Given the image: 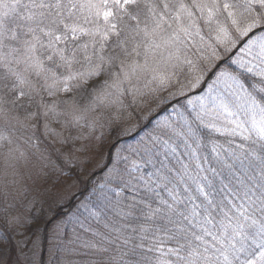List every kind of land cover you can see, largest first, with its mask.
Returning <instances> with one entry per match:
<instances>
[{"label": "trees", "instance_id": "obj_1", "mask_svg": "<svg viewBox=\"0 0 264 264\" xmlns=\"http://www.w3.org/2000/svg\"><path fill=\"white\" fill-rule=\"evenodd\" d=\"M262 24L264 0H0V203L5 180L29 181L10 191L24 204L0 205L17 208L0 260L23 264L62 209L56 187L82 191L120 139L47 229L42 264H264V31L146 126L167 87L147 89L141 71L156 47L165 79L191 80Z\"/></svg>", "mask_w": 264, "mask_h": 264}, {"label": "rangeland", "instance_id": "obj_2", "mask_svg": "<svg viewBox=\"0 0 264 264\" xmlns=\"http://www.w3.org/2000/svg\"><path fill=\"white\" fill-rule=\"evenodd\" d=\"M165 21V18H164V15L163 14H159L157 15V17H152L150 19H148L147 21V28L149 29V35H152V36H158V34L155 32V29H156V25L155 23H163ZM176 27V24H172L171 26H174ZM249 32V30L247 32H245L243 34L246 35L247 33ZM205 45L207 46V43L204 42ZM205 46V48H206ZM235 45L231 48L234 49ZM156 51H157V48L154 47L153 50L150 51V55H152L151 59H148L147 58V63H151V64H146V61H145V65L148 66V68L146 69V71L148 72H151V74H148V73H145L143 70H141L143 72L142 74V78L144 80H146V83H145V86L147 87V89L149 90H152V91H155L158 92V91H163L164 88H166V90L164 91V93L166 94H170V93H181L185 90V92H183V94H180L181 96L182 95H185L187 93H190L194 90H197L201 87L203 81L205 80L206 76L208 75V73L214 68L215 64L223 58V56H218L217 54L215 55V58L211 61V63L209 64L208 62L204 64V68L202 67L201 70H198V74L191 80H186V81H183V82H177V83H170L167 79H165V70H162L161 69V66H163V63L160 59H157L155 60V54H156ZM146 60V59H145ZM144 62V61H143ZM209 64V65H208ZM196 69L198 67H195ZM218 75L217 72L214 74V77ZM208 86V83L206 84L205 86V89L207 88ZM204 89V90H205ZM166 94L164 95L167 100H170L169 98H173L175 96H167L166 97ZM176 96H179L176 95ZM150 97V94L147 95V98ZM159 96H154V101L158 98ZM145 107V106H144ZM146 108V107H145ZM238 117L237 121L239 122H242L243 124H245L247 122V120H244L242 119V115H246L244 113V108L241 107V112H237L236 114ZM151 117V116H150ZM148 119L149 117H146L145 118V121L146 123H148ZM4 120H1L0 119V122H3ZM144 121V122H145ZM145 123V124H146ZM141 126V125H140ZM142 128V127H141ZM139 130V129H138ZM14 135H13V137ZM21 144H18V142L16 143V140L14 142H11L10 143V147L7 149V151L5 152L4 154V157H3V161L5 163H8V166H10V163H20V161L17 159V152L14 150L15 148H18V146H20ZM113 152V151H112ZM23 154V153H22ZM108 158H111L112 157V154H108ZM27 161V160H25ZM103 166V163L99 164V165H95L88 173H86L83 177H82V180H83V183L86 185L88 183V178L90 176V174ZM16 175H18V179H17V182H14V183H11L8 184L7 183V180L4 181V186L3 188L5 189V195L3 194V197L2 200L4 199V202L5 203H0V205H5V204H8V203H16L17 205H21V204H24V200L23 198H20V199H14V198H11L12 197V194L11 192H15L16 189L20 188V187H23V184H25V182H29L28 179H25L22 176V172H19L17 173ZM24 180H23V179ZM80 183L79 181H77L76 179L74 178H69V177H66L65 178V181H64V187L61 188V187H56V192L54 194L56 195H59L60 196V199H58V206H61L62 209H54L53 211H51L48 215V225H44L43 230L46 231L47 233V229H48V235L51 236L52 234L55 233L56 231V228L55 226L53 225L56 220L61 216L63 215L64 213H66L69 208L66 209V207H68L69 205V201L70 199H72V197H74V195H76L78 192H80L81 190L78 188L77 184ZM11 191V192H10ZM84 191V190H82ZM81 191V192H82ZM86 191V190H85ZM84 191V192H85ZM83 192V194H84ZM86 193V192H85ZM9 206V205H8ZM11 208H7V207H3V208H0V222H1V225L0 226V250H3L4 248L7 247L6 245V236H7V232L9 231V223L11 224L12 226V222H14V215L16 216L15 212L13 211L14 209H17L16 207L14 206H10ZM12 209V211H11ZM6 222H5V221ZM53 221V222H52ZM52 222L51 224V227L48 228L49 224ZM47 224V223H46ZM8 226V229L7 231H5L4 229ZM3 227H5L3 229ZM13 227V226H12ZM14 228V227H13ZM41 228V230H42ZM16 231V230H15ZM23 231H24V228H23ZM23 231H20L21 233H24L23 235H25V232ZM17 232V231H16ZM57 233H61V232H57ZM12 234V233H10ZM13 235V234H12ZM39 235L41 236H37L36 239H33L32 243H30L29 245H27V241H26V244L24 243L23 244V254L25 255H20L19 257V261H15L16 263H23V264H29V262L27 260L28 259V256L31 258V263L30 264H40V258H41V253L43 251V245L41 244L42 242L46 243V247H45V250H44V255L46 253V255L48 254V251L51 250L52 251V248H47V245H48V241H52V239H48V237L46 236L45 233L43 234H40ZM54 241H52L53 243ZM52 247V246H51ZM43 255V256H44ZM32 260L34 261V263L32 262ZM14 262V263H15ZM0 264H5L4 261L2 262L0 260Z\"/></svg>", "mask_w": 264, "mask_h": 264}, {"label": "water", "instance_id": "obj_3", "mask_svg": "<svg viewBox=\"0 0 264 264\" xmlns=\"http://www.w3.org/2000/svg\"><path fill=\"white\" fill-rule=\"evenodd\" d=\"M262 29H264V26H262V27H259V28H257V29H254V30H252L239 44H238V46L230 53V55L226 58V59H223V60H220L217 64H216V66L214 67V69L207 75V77H206V79H205V81H204V83H203V85H202V87L198 90V91H196L195 93H197V92H200V91H202V89L205 87V85H206V82L210 79V77L214 74V72L216 71V69L222 64V63H224L229 57H231L237 50H238V48L249 38V37H251L253 34H255L256 32H258V31H260V30H262ZM174 101H171V102H169V103H167L164 107H162L155 115H153L150 119H149V121H148V123L152 120V119H154L156 116H158L160 113H162L165 109H167L172 103H173ZM116 144V142L112 145V147L110 148V151H109V154L111 155L112 154V148H113V146ZM106 167H104V168H101V169H98V170H96L92 175H91V177L89 178V180H88V183H87V187H89V184H90V181H91V179L93 178V176L94 175H96V174H99V173H101V172H103L104 171V169H105ZM43 254H44V250H43V252H42V256H43Z\"/></svg>", "mask_w": 264, "mask_h": 264}]
</instances>
